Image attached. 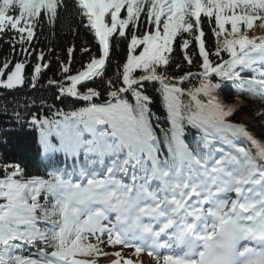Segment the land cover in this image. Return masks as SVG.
I'll return each mask as SVG.
<instances>
[{"label":"snow or ice","instance_id":"obj_1","mask_svg":"<svg viewBox=\"0 0 264 264\" xmlns=\"http://www.w3.org/2000/svg\"><path fill=\"white\" fill-rule=\"evenodd\" d=\"M62 14V29L74 14L95 46L73 43L66 59L52 40L47 52L35 47L45 30L54 40ZM254 28L264 29V0H0L10 49L0 90L47 85L80 102L36 108L13 96L17 117L35 108L38 150L72 164L42 177L0 163V264H144V254L154 264H264V36ZM49 55L57 78L42 83Z\"/></svg>","mask_w":264,"mask_h":264},{"label":"trees","instance_id":"obj_2","mask_svg":"<svg viewBox=\"0 0 264 264\" xmlns=\"http://www.w3.org/2000/svg\"><path fill=\"white\" fill-rule=\"evenodd\" d=\"M68 3L71 5L72 0H68ZM65 19V15L62 14L60 20L57 21L54 40L51 37H48V32L45 30L44 35L39 37L38 43L35 47L38 49L43 48L47 52L49 40H52L60 58L66 59V49L73 43H75L77 48H79L85 41L89 42L90 46H95L91 33L79 25L74 14L71 17V20L68 21L62 29L61 22L65 21ZM72 24H76L78 27V34H75L70 30ZM46 37L48 38L46 39ZM121 48H123V46H121ZM9 54V46L6 43L0 42V58ZM117 54L120 55L122 52L118 51ZM175 55L178 60L182 62V56L178 51ZM48 58L52 60V64L51 68L42 77V83L49 77L57 78L58 63L51 55H49ZM80 60L79 53H76V63L74 64V67L80 66ZM187 67L186 64L182 63L180 71H186ZM191 70L196 72L197 68L193 66ZM149 92L152 93L153 96H156L151 88L149 89ZM221 93H224V91L221 90ZM224 94L227 95V93ZM13 96L21 99L22 102L23 97H28L29 100L34 98L36 100V108L40 107L41 100L55 103L58 107L65 110L80 106V102L73 101L70 98H66L63 101L57 100L55 98L56 91L54 89H49L47 85L43 88H40L38 85L37 89L25 87L23 89H18L15 92L0 90V163L5 161L19 163L29 175H36L37 157L40 155V151L38 150L39 131L38 129L31 127L28 123L30 113L35 111V108L25 110L21 107L19 109L20 116L17 117L13 111L16 107L13 102ZM5 105L8 106L6 111ZM153 109L160 115L161 119L159 123L164 126L166 124L164 119L165 113L158 97L153 105Z\"/></svg>","mask_w":264,"mask_h":264},{"label":"bare ground","instance_id":"obj_3","mask_svg":"<svg viewBox=\"0 0 264 264\" xmlns=\"http://www.w3.org/2000/svg\"><path fill=\"white\" fill-rule=\"evenodd\" d=\"M256 34L260 35V34H264V29H257L256 30ZM253 111L254 109L252 107H246L244 109V112L247 114V119L244 120L245 123H249L252 124L254 122V116H253ZM239 119V118H238ZM256 132L259 133L260 131V126L256 125L255 128ZM114 259V257H107L102 259L100 262H98V264H110V261ZM143 259H144V263L145 264H154L153 261H151V259L149 257H147V255H143Z\"/></svg>","mask_w":264,"mask_h":264},{"label":"rangeland","instance_id":"obj_4","mask_svg":"<svg viewBox=\"0 0 264 264\" xmlns=\"http://www.w3.org/2000/svg\"><path fill=\"white\" fill-rule=\"evenodd\" d=\"M254 32V31H253ZM251 34V33H250ZM106 251H118L120 250L119 247H116V248H113V249H108V248H105ZM104 258V257H102ZM102 258H100L99 260H101Z\"/></svg>","mask_w":264,"mask_h":264}]
</instances>
